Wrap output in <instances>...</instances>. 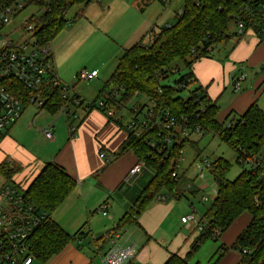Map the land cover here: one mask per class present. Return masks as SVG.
Returning a JSON list of instances; mask_svg holds the SVG:
<instances>
[{
  "label": "trees",
  "instance_id": "obj_1",
  "mask_svg": "<svg viewBox=\"0 0 264 264\" xmlns=\"http://www.w3.org/2000/svg\"><path fill=\"white\" fill-rule=\"evenodd\" d=\"M9 1L0 0V9ZM93 2L99 1L31 0L29 5L34 6L39 13L31 16L28 22L34 26L32 35L41 44L50 43L67 25L74 23V20H66V14L71 7L80 4L88 6ZM261 2L262 0H183V9L175 24L164 26L156 34L151 30L148 36H144L141 41L123 52L108 81L110 89L103 90L98 100H105L119 109L134 93H138L154 99L158 107L168 110L176 119L196 114L195 110L198 111L199 104L192 103L193 97L183 100L178 96L183 89L176 88L179 85L191 87L196 83L191 66L199 59L209 58L215 47L226 43L227 28L231 21L241 19L244 23V33L252 29L254 34L260 35L258 29L262 22L259 12ZM178 61L186 72L174 80L173 85L161 86L160 81L173 73L171 65ZM199 91L200 99L208 102L209 106L197 122L235 152L241 148L256 154L264 141V113L256 104H251L237 121L226 125L217 121V108L205 90L198 88L191 93L197 98ZM113 93L118 95V99L110 97ZM24 94L26 95V92ZM44 94L48 96L46 108L52 113H56L62 105H67L56 89L47 88ZM187 142L183 141L179 147H174L170 156H177L178 151H182ZM127 150L133 151L137 161L150 166L155 174L137 197L132 212L121 219L120 225L134 222L161 192L175 199L182 196L179 188L183 185V178L175 180L171 176L169 160L161 159L160 162L143 139H135L130 134L119 156ZM230 170L231 165L224 159L217 158L213 161L211 173L215 193L211 205L201 218L204 230L192 244L186 259L171 255L164 264H191L190 256L200 244L207 239L217 242L218 237L243 214H248L250 221L231 249L241 254L239 264H264V182L259 180L256 174L245 170L229 182L226 176ZM14 171L7 160L0 166V176L4 177L7 183H13L10 180ZM74 188L75 181L55 163L45 164L37 177L25 187L24 194L28 201L48 214L45 222L29 239L32 255L43 264L61 253L75 238L76 234L65 233L50 218ZM190 195L195 197L197 193L192 192ZM115 233L116 230L108 235ZM98 240L102 242V238ZM219 250L226 251L227 248L220 246Z\"/></svg>",
  "mask_w": 264,
  "mask_h": 264
},
{
  "label": "crops",
  "instance_id": "obj_2",
  "mask_svg": "<svg viewBox=\"0 0 264 264\" xmlns=\"http://www.w3.org/2000/svg\"><path fill=\"white\" fill-rule=\"evenodd\" d=\"M114 2L116 0L107 1L106 6L111 8ZM263 23L264 20L261 24ZM88 25L90 24L88 23ZM145 29L146 27L132 24L126 34H130L129 39H132L130 41H134L135 38L137 42L133 43H138L141 41V37H144ZM259 36L254 34L252 29L247 30L245 35L239 38L238 42L228 50L227 59L223 62L217 61L215 58H202L191 66L196 84L205 90L217 111V103L226 91L225 86L229 85L230 79L233 75L235 76L236 71L237 73L240 72L238 68H244L247 71L264 65V35L260 34ZM57 37L58 35L50 42L51 46ZM228 40L225 45H227ZM63 42L62 49L60 47L61 53H58V45H54L51 50L56 77L59 83L65 86L64 83L70 81L73 73L66 75L62 70V65L57 64V61H60V58L67 55L71 49L66 41ZM127 49L129 48H125L124 45L121 47L119 58ZM93 70H97V68H91L87 72ZM99 76L100 72L98 71V76L90 81L93 82L94 92L97 91L98 96L103 90L110 89L108 82L110 78L102 85V82L98 81ZM263 81L264 76L255 82L257 90L261 89L260 85H264ZM239 90L240 86L235 91L239 92ZM70 95H72L71 91ZM74 95L79 97L75 93ZM257 96H259L258 92L255 93L252 88L236 94L226 109L222 111L221 119L216 117L217 121L225 123L232 113L242 115L253 103L258 107ZM68 107L70 108V106ZM28 108L31 106L25 104L22 116ZM36 111L31 123L28 122V118L25 117V119L21 116L18 122L0 133V166L5 160L11 163V167L15 171L10 181L21 183L24 188L37 177L47 163L57 164L75 181V188L65 198L61 206L51 214L50 218L65 233L76 234V237L48 263L101 264V257L110 246L107 243L102 244L98 239L115 230L119 238L114 241V246L119 249L133 248L131 259L122 264H164L171 255L186 259L199 234L196 235L189 231L192 230V227L188 228L180 221L184 215L191 213V208L188 214L185 210V214L180 216L179 221L175 220V223H172L171 213L175 208L172 200L175 199L174 197L168 195V199L167 195L164 196L162 192L159 193L154 201L134 219V222L120 225L121 219L132 212L138 195L141 194L155 174V171L146 164L142 165L139 173L129 174V170L137 163V157L131 150H127L119 156V152L128 138V133L125 131L122 122L107 118L96 107H91L86 112L75 110L78 115L77 120H67L58 111L52 113L48 108ZM121 112H124V115L127 114L124 110ZM63 117L65 118L64 122L61 121ZM35 118H41L40 127L53 126V140H45L46 142L41 145L39 151H36L34 146L38 143L37 140L31 143L28 134L24 136L19 134V132L25 133L21 129L22 121L24 122L25 119L24 125L27 132L34 130L33 136L37 139L42 138L39 129L34 126ZM70 126L75 128L74 135L68 131ZM100 153H114L116 158L110 164H105L99 158ZM0 177L2 178L1 188L7 182L4 177ZM101 205L106 206V215L98 212ZM201 218L202 215L200 220ZM249 221L248 214H243L237 218L231 227H228L229 229L227 228L226 232L224 231L225 233L218 237L224 241L223 246L233 245L234 240L248 225ZM74 241L78 243V248L72 244ZM218 253L222 255H219L214 264H218L226 257L228 251L219 250ZM218 253H215L212 259ZM63 254L65 257H61ZM240 259L241 257L234 256L230 264H239ZM190 263L200 264L198 261H194V254L190 256Z\"/></svg>",
  "mask_w": 264,
  "mask_h": 264
},
{
  "label": "built area",
  "instance_id": "obj_3",
  "mask_svg": "<svg viewBox=\"0 0 264 264\" xmlns=\"http://www.w3.org/2000/svg\"><path fill=\"white\" fill-rule=\"evenodd\" d=\"M30 1L10 0L9 3L3 5L0 9V30L8 24L11 17L14 18L26 6H29ZM165 1L159 0L163 4ZM259 12L262 20H264V0L260 4ZM235 24L237 36L243 37L245 35L244 23L241 19H237ZM33 28L34 26L27 22L22 25V31L30 33L29 42L21 45H14L5 39L0 42V133L20 120L25 104L35 106L40 111L44 110L48 102V96L44 94L47 88L58 90L62 101L67 102V105H62L58 110L59 114L64 115L67 120H77L78 115L75 110H80L82 107V101L79 97L74 94L70 95V88L59 83L52 62L51 45L49 42L43 44L37 42L32 35ZM258 30L261 35H264V23ZM97 76L98 71L93 70L80 72L75 78L78 81L90 82ZM242 80L243 77H240L234 82L235 90L239 89ZM189 88L185 85H179L176 89L183 90L178 96L181 97L180 94L187 91V98L193 97L192 103L199 104V108L198 111L195 110L196 114L192 113L179 119H176L168 110L158 107L154 99L138 93H134L130 100L119 109L105 102V100H98L96 104H87L84 109L96 107L107 118L122 122L125 131L135 139H143L159 161L161 159L163 161L169 160L171 176L175 180L180 177L183 178L182 190L188 193L196 192L197 195H200V202L203 203L208 197H213L215 193L211 173L213 161L202 160L198 157L196 160L200 164H197L194 174L179 173L177 169L182 151H178L177 156H170L171 150L168 148L169 143H172L174 147H179L191 135L204 136L210 134L201 123L197 122L209 103L200 99V91L196 94V98ZM110 97L118 99V95L115 93L111 94ZM187 98L182 99L187 100ZM122 110L127 114L124 115ZM68 131L74 135L75 128L70 126ZM39 132L45 140H53L52 125L39 129ZM263 149L264 141L254 155L251 151H245L241 148L236 151L237 164L248 167L247 171L259 176V180L262 182H264ZM99 158L105 164H110L115 160L116 155L114 153H100ZM142 165H144L143 162L137 161L129 170V174L139 173ZM24 190V186L20 183H5L0 188V264H33L35 261V257L30 251L29 239L36 229L45 222L48 214L29 202ZM191 210V213L182 217L180 221L184 226L194 227L199 233H202L204 226L201 220L197 219L196 210L193 206H191ZM98 212L106 215V206L101 205ZM101 238L102 242L110 246L101 257V264H122L131 259L132 247L119 249L114 246V241L119 238L117 233L111 236L105 234Z\"/></svg>",
  "mask_w": 264,
  "mask_h": 264
},
{
  "label": "rangeland",
  "instance_id": "obj_4",
  "mask_svg": "<svg viewBox=\"0 0 264 264\" xmlns=\"http://www.w3.org/2000/svg\"><path fill=\"white\" fill-rule=\"evenodd\" d=\"M107 1L110 0L93 2L88 6L80 4L71 7L66 14V20L69 22L74 20V23L67 25L63 32L58 34V37L53 42V46H51L52 49L54 45H58V53H61L62 50L60 51V47L63 45V41H66L70 45L71 49L68 54L60 58V61L58 60L57 64L62 65V70H64L66 75L73 73L70 81L64 84L70 88L72 94L75 93L82 100V107L80 108V111H83L85 105L87 104H96L98 101V94L97 91L94 92V86L92 85L93 82L89 83L85 81H78L75 78V74H78L81 71L87 72L91 68H97V71L100 72L98 81H101L103 85L114 72L113 70L115 69L118 58L121 54V47L124 45L125 48H130L136 44L133 42H137L135 41V38L134 41H130L132 40L129 39L130 34H126L132 27V24L134 26L140 25L144 28L146 27V31L144 33L145 35L143 36H148L151 30L156 34L164 26L175 24L179 12L183 9V0H166L164 4L159 2V0H116V2L112 4L111 8L106 6ZM38 14L37 9L34 6L29 5L26 6L17 16L14 18L11 17L8 24L0 30V42L4 39L12 42L14 45H21L29 42L31 39L30 33L23 32L22 25L26 22L28 23L31 16L33 17V15L36 16ZM75 17H77V19H75ZM235 22L236 20H233L228 25L227 37L229 40L227 45L222 44L215 47L212 52H210V57L208 59L215 58L220 62L227 59L226 55L228 50L232 47V45L236 44L240 38L237 36ZM88 23L90 25H88ZM142 38L144 37H141V39ZM173 70H176L178 73H174ZM243 70L244 68H238V71L240 72L237 73L236 71L234 73L235 76L233 75L230 79L231 81L229 85L225 86L226 91L217 103V119H221L222 111L226 109L236 94L251 88L255 93L258 92L259 96H257V105L264 113V85L259 86L261 88L260 90L255 88V82L258 78H262L264 76V65H260L257 68L247 71ZM171 71H173V74L160 81L161 86L173 85V81L186 72L180 61L171 65ZM240 77H243L244 80L240 82V90L237 92L234 90V81L240 79ZM198 88L202 87L195 83L189 88V90L193 91ZM187 94L188 93L186 91V93H181L180 96L186 99ZM36 110L38 109H36L35 106H31V108L27 109L22 118H28V122L31 123L32 119H34V113L37 112ZM240 115V113H232L230 117L226 119L227 121H225V124L228 125L230 122L234 123L239 119ZM25 119L24 122L22 121L23 125L21 124V129L22 131H25V133L19 132V134L20 136L28 134L30 136L31 143L34 140H37L38 143L36 145L34 144V146L35 150L39 151L41 149V145H44L46 141L43 137L40 139L35 138L33 136L34 130H32L33 132H27L26 126L24 125ZM40 120L41 118H35L34 121V126L38 129L43 128V126L40 127ZM61 121L64 122L65 118H61ZM187 141L188 142L182 149V154L178 162L179 168L177 170L179 173L186 172L189 175L194 174L197 169V164H200L199 161L196 160L198 157L202 158V160H208L210 162L216 160L217 158H222L227 161L231 165V170L226 176V180L229 182L233 181L242 171L248 170V167L236 164V152L212 134L204 136L197 134L191 135ZM23 144L26 145V143ZM168 148L172 150L174 148L173 144L169 143ZM262 153L264 154V149ZM1 184L2 178L0 177V185ZM179 191L182 193L180 198H170L174 201L175 205V208L171 213L172 223H175V220L179 221L180 216L185 214V210L188 214L191 208L190 205L195 208L196 217L199 220L200 216L203 215L206 209H208L211 205L214 197H208L205 202L201 203L199 200L200 195L192 197L190 193L184 192L181 187L179 188ZM162 193L164 196L167 195L164 192ZM237 225L239 226V224ZM230 227L231 225L229 228ZM193 228L194 227H192V230L189 231H192L196 235L200 234L195 228ZM230 231H228V233H230ZM225 232H223V234ZM75 241L72 242V244L78 248L79 245ZM223 242L224 241L222 239H218L217 242H214L212 239L205 240L195 251L194 261H198L200 264H207L209 261L208 264H214L218 256L222 255L219 254L218 251L219 247L223 246ZM231 247L232 245L226 247L228 254L218 264H230L231 259L234 256L241 257L239 251L231 249ZM215 253L218 254H216L214 259H212V256ZM61 257H65V254L61 255ZM50 261H52V259ZM33 264L43 263L35 260ZM46 264H50V262H47Z\"/></svg>",
  "mask_w": 264,
  "mask_h": 264
}]
</instances>
